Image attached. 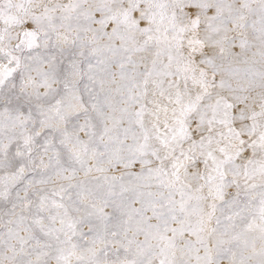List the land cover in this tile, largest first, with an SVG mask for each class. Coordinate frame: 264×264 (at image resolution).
Here are the masks:
<instances>
[{"label":"snow or ice","instance_id":"1","mask_svg":"<svg viewBox=\"0 0 264 264\" xmlns=\"http://www.w3.org/2000/svg\"><path fill=\"white\" fill-rule=\"evenodd\" d=\"M0 264H264V0H0Z\"/></svg>","mask_w":264,"mask_h":264}]
</instances>
